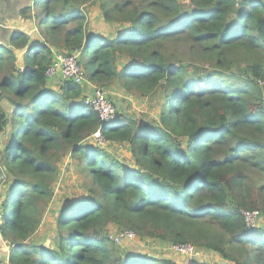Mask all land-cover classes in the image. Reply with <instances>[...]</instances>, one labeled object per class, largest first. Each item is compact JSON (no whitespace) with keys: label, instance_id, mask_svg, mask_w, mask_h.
<instances>
[{"label":"trees","instance_id":"1","mask_svg":"<svg viewBox=\"0 0 264 264\" xmlns=\"http://www.w3.org/2000/svg\"><path fill=\"white\" fill-rule=\"evenodd\" d=\"M90 1L33 0L19 16L38 25L39 38L15 32L0 42V102L11 109L0 105V236L9 263L177 264L115 247L108 227L116 226L225 264H264V230L242 215H264V0H99L115 27L108 38L86 29ZM30 44L19 66L15 51ZM59 50L77 53L86 82L53 89L59 74L46 72ZM189 56L210 72L190 74ZM119 59L127 61L120 71ZM242 67L244 76L232 74ZM114 81L142 97L160 93L158 124L116 108L105 123L83 103L82 86ZM97 130L124 144L133 164L88 142ZM68 154L93 186L61 200L42 244L37 233Z\"/></svg>","mask_w":264,"mask_h":264},{"label":"rangeland","instance_id":"2","mask_svg":"<svg viewBox=\"0 0 264 264\" xmlns=\"http://www.w3.org/2000/svg\"><path fill=\"white\" fill-rule=\"evenodd\" d=\"M99 4V0H92L84 8L87 15L86 29H93L100 36L108 38L109 35L114 33L115 27L106 24L105 22H99L100 15L97 16V14H100L98 8ZM30 47L31 46H28L26 49H23V58ZM181 50L182 49H177L169 53L170 61L172 63L176 61V53ZM125 62L127 61L119 59V61L117 62L119 71L122 70ZM184 63L190 74L195 73L197 75H203L207 72H210V70L207 69V66H202V64L193 62V59L190 56L186 61H184ZM232 74L241 78L246 74V68L242 67L237 71H233ZM84 77L86 80L85 73ZM90 85L93 88H91ZM82 87H84V91H86L83 96L92 95L94 87H101L106 93L108 101H110L118 110L117 112L119 115L134 117V119L138 122L144 121L152 125H155V123L158 124L160 109L162 105L160 93H156L151 97H142V95H140L139 93L133 90L126 89L117 81L107 84L106 86L88 83L87 85H84ZM0 105L6 110L8 115L11 113L10 106L6 101H1ZM4 141L5 139L3 137H0V146ZM104 149L112 156L117 157L121 162L133 164L128 148L124 144L108 142ZM60 160L58 161L59 164L57 166L58 174L56 180L52 184L54 198L52 200L51 206H48V211L45 213L44 225L40 227L37 233V242H40L42 244H48L47 236H50V234L46 223L48 222L50 225L54 224L56 211L62 204L61 200L62 202L64 200H68L70 201L69 203L76 201L82 196H86L87 194H89V190L93 186L92 180L89 179V177L82 171L81 167L77 166L75 160L72 161V158L69 154L63 157L61 161ZM4 207L2 214L0 213L2 222L6 221V212ZM254 211H258V209H255ZM255 226L256 228H262L264 230V215H262L260 212L258 219L255 221ZM123 230L125 229L118 228L116 226H109L108 236L119 234ZM111 242L112 241H110V243ZM5 243L8 244L6 241ZM113 245L122 251L126 250L135 254H146L155 256L156 258L168 257L177 264H189L190 262L199 264H225V260L210 251L203 249L197 250V254L195 255L180 254L171 250L170 246L173 245L146 237L139 238L136 236L135 240H122L121 243H113Z\"/></svg>","mask_w":264,"mask_h":264},{"label":"built area","instance_id":"3","mask_svg":"<svg viewBox=\"0 0 264 264\" xmlns=\"http://www.w3.org/2000/svg\"><path fill=\"white\" fill-rule=\"evenodd\" d=\"M77 57V53H57L55 55L54 63L46 72V76L50 78L58 73V77L62 80V82H73L75 84L81 85L85 82V77L83 70L77 64ZM83 103L90 106L92 110L97 114L98 118L105 123H109L116 118V109L112 105V103L108 101L106 93L101 88L95 87L93 89L92 95L84 97ZM87 141L101 148H104L108 144V141L101 135L99 130L93 133ZM242 215L248 227H256L255 221L259 217L258 211H242ZM1 223L2 219L0 214V224ZM135 238V234L129 230H123L119 234L109 236V239L114 244H119L122 240L132 241L135 240ZM170 248L172 251L180 254H197V250L191 246H170ZM0 264L10 263L8 258H5L0 259Z\"/></svg>","mask_w":264,"mask_h":264},{"label":"crops","instance_id":"4","mask_svg":"<svg viewBox=\"0 0 264 264\" xmlns=\"http://www.w3.org/2000/svg\"><path fill=\"white\" fill-rule=\"evenodd\" d=\"M8 4H3L0 6V42L6 44L8 42V37L10 33L18 32L24 33L32 39L39 38L38 36V25L30 19H23L19 16V11L24 6H32L33 0H7ZM100 14H97V16ZM99 22L103 23V19L100 15ZM107 27V25H106ZM90 32H96L93 29H88ZM24 50H16L15 54L18 57V64L22 66L23 56L22 53ZM62 84L60 78H53L50 84L53 86L54 90H57ZM92 88V86L90 85ZM8 244L5 243V240L0 236V259L8 258L9 250ZM168 258V257H167Z\"/></svg>","mask_w":264,"mask_h":264},{"label":"water","instance_id":"5","mask_svg":"<svg viewBox=\"0 0 264 264\" xmlns=\"http://www.w3.org/2000/svg\"><path fill=\"white\" fill-rule=\"evenodd\" d=\"M3 4H8L7 0H0V6H2ZM13 33H15V32H13ZM29 46L32 47L31 44H30ZM29 49H30V48H29ZM19 70H21V69H19Z\"/></svg>","mask_w":264,"mask_h":264},{"label":"clouds","instance_id":"6","mask_svg":"<svg viewBox=\"0 0 264 264\" xmlns=\"http://www.w3.org/2000/svg\"><path fill=\"white\" fill-rule=\"evenodd\" d=\"M85 82H86V80H85ZM93 88V87H92ZM95 88V87H94ZM101 88V87H100ZM102 89V88H101ZM103 90V89H102ZM3 223V222H2ZM2 223H1V225H2ZM9 257V256H8ZM8 260H9V258H8Z\"/></svg>","mask_w":264,"mask_h":264}]
</instances>
